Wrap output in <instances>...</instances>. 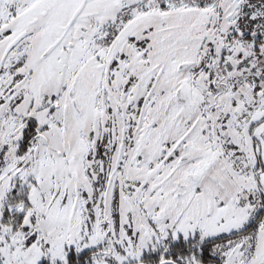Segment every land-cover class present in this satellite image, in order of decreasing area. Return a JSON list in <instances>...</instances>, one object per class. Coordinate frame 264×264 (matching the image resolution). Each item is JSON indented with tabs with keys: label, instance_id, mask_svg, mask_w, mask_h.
<instances>
[{
	"label": "snow or ice",
	"instance_id": "snow-or-ice-1",
	"mask_svg": "<svg viewBox=\"0 0 264 264\" xmlns=\"http://www.w3.org/2000/svg\"><path fill=\"white\" fill-rule=\"evenodd\" d=\"M0 264H264V0H0Z\"/></svg>",
	"mask_w": 264,
	"mask_h": 264
}]
</instances>
